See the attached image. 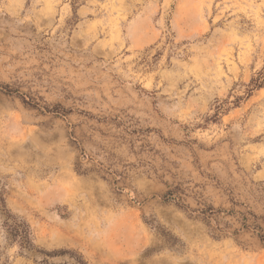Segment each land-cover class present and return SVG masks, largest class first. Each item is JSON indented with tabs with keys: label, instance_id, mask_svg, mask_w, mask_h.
<instances>
[{
	"label": "rangeland",
	"instance_id": "rangeland-1",
	"mask_svg": "<svg viewBox=\"0 0 264 264\" xmlns=\"http://www.w3.org/2000/svg\"><path fill=\"white\" fill-rule=\"evenodd\" d=\"M0 197V264H264V0H0Z\"/></svg>",
	"mask_w": 264,
	"mask_h": 264
},
{
	"label": "trees",
	"instance_id": "trees-1",
	"mask_svg": "<svg viewBox=\"0 0 264 264\" xmlns=\"http://www.w3.org/2000/svg\"><path fill=\"white\" fill-rule=\"evenodd\" d=\"M261 84L257 86H261ZM7 213V209L5 207L4 199L0 197V214ZM7 238L11 242H16L20 249L24 250L29 248L32 245L31 241V234L30 230L27 228H22V230H19L18 226L16 227H8L7 228ZM78 264H86L82 261H79Z\"/></svg>",
	"mask_w": 264,
	"mask_h": 264
}]
</instances>
